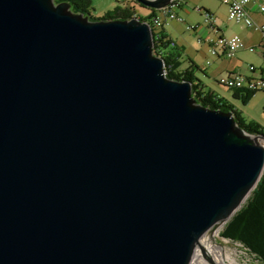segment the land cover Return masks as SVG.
Segmentation results:
<instances>
[{"label":"water","instance_id":"water-1","mask_svg":"<svg viewBox=\"0 0 264 264\" xmlns=\"http://www.w3.org/2000/svg\"><path fill=\"white\" fill-rule=\"evenodd\" d=\"M71 7L0 0V264H208L264 134L168 77L148 21Z\"/></svg>","mask_w":264,"mask_h":264},{"label":"trees","instance_id":"trees-1","mask_svg":"<svg viewBox=\"0 0 264 264\" xmlns=\"http://www.w3.org/2000/svg\"><path fill=\"white\" fill-rule=\"evenodd\" d=\"M58 1H68L72 4V10L84 14L90 15L92 20L97 19H129L133 16L139 17L143 21H148L154 30V52L156 55L161 56L164 59L166 66L167 76L170 78H176L178 80H189L192 81V91L194 97L198 102L206 105L209 108H220L223 111H233L235 120L239 126L246 129L247 132L251 134H264L263 126L257 121H247L244 118L243 112L240 111L230 99L222 96V94L215 92L207 87L197 75L195 70L199 67L190 64L188 67H184L185 59V49L183 46L175 41V39L165 30L164 25L155 26L154 20L163 9H154L150 6L143 5L142 3L133 0L131 4L125 0H118L117 4L112 8L105 11L100 17H94L93 11H95V5L93 0H56ZM148 10L146 15H141L137 13V8ZM201 11L209 12L207 8H202ZM219 82V81H218ZM234 89L233 96L236 99L243 100V103L249 100L256 91H251L247 89ZM258 92V91H257ZM261 198H264V174L254 190L253 197L251 199V204L237 213V229L234 234H241L239 229L241 226H251L252 222L259 215V230L261 231V237L256 236V243L251 240L247 243L252 251L257 252L261 258L264 260V203L261 202ZM260 241H262L260 243Z\"/></svg>","mask_w":264,"mask_h":264},{"label":"crops","instance_id":"crops-1","mask_svg":"<svg viewBox=\"0 0 264 264\" xmlns=\"http://www.w3.org/2000/svg\"><path fill=\"white\" fill-rule=\"evenodd\" d=\"M126 2H129L131 4L133 0H125ZM221 1V0H220ZM222 2V1H221ZM202 3V0H186L185 3L178 7L176 10L178 14L181 15V11L188 12L191 11L192 8L195 9L197 13H199L200 16H202V13L198 10V7L204 8V4ZM116 3L112 6L114 7ZM193 6V7H192ZM209 7V6H207ZM248 8L250 10V14L253 16L254 20L259 23H264V12H261L257 5L254 2H251L248 5ZM112 9V8H109ZM210 10V7L207 8ZM108 10V8H107ZM137 13L141 15H146L148 13V10L140 9L139 7L136 9ZM212 10V9H211ZM211 12V11H209ZM212 13V12H211ZM217 20V26L216 28H210L209 24L205 23L202 24L201 22H197L195 25V28H191V31H193V37L189 36L188 39H182L181 36L184 35L186 31H189L187 28L189 23H186V19L184 21H180L178 19L170 20L166 25H164L165 30L175 39V41L179 44V46H183L185 49L184 55V67H188L190 64H193L196 67H199L195 70L196 75L207 84V87L211 90L223 94L222 87L219 85H222L218 82V78L222 75H226L229 73H239L244 75H252L257 76L260 74H264V54L260 48V42H261V34L257 31H255L253 28H248L244 24L238 23L242 28L247 29V32L244 31L243 35H239L242 40L244 41V47L237 51L236 56L234 57H225L223 54L214 55L211 52V41L218 38L219 36H230L226 34V31L224 30V26L220 23L221 16L218 15V11L212 13ZM237 23V22H236ZM187 24V25H186ZM191 25V24H189ZM172 26L177 31H174V28L170 29L169 27ZM244 30V29H243ZM255 31L254 34L258 35V39L254 40L251 36L250 32ZM250 31V32H249ZM183 32V33H180ZM195 37H197L195 39ZM250 46L254 47V51L257 55L255 60L249 59L250 55L246 54L248 53V49ZM250 65L255 67V71L252 72L250 70ZM207 80H211L209 83ZM215 84H211V83ZM227 88V87H226ZM230 89L232 94L234 93V89ZM229 91V90H228ZM226 97V96H224ZM234 97V96H233ZM228 98V97H226ZM229 99V98H228ZM231 100V99H230ZM232 103L233 100H231Z\"/></svg>","mask_w":264,"mask_h":264},{"label":"rangeland","instance_id":"rangeland-1","mask_svg":"<svg viewBox=\"0 0 264 264\" xmlns=\"http://www.w3.org/2000/svg\"><path fill=\"white\" fill-rule=\"evenodd\" d=\"M118 0H93L95 5V11H93L94 17H100L105 11H107V8H113L112 6L116 3ZM123 1V0H121ZM204 4V8H209L212 13L218 11V15L221 16L220 23L224 26V30L226 31V34L233 35H243L244 31L247 32V29L242 28L238 23L229 20L228 19V7L225 5V3L221 2L220 0H202V3ZM209 6V7H207ZM193 7V6H192ZM212 9V10H211ZM181 15L184 19H186V23L189 24H196L197 22H201L204 24V18L203 16H200L199 13L195 11L194 8L191 9V11H188L187 13L184 11H181ZM187 25V24H186ZM170 29L174 28L172 26L169 27ZM244 29V30H243ZM177 31V29L174 28V31ZM250 32V31H249ZM254 30L251 33V36L254 40L258 39V35L254 34ZM183 33V32H180ZM193 31L189 29V31H186L184 35L181 36L182 39H188L189 36L193 37ZM197 37H195L196 39ZM256 52V51H255ZM253 52V50L248 49V53L250 55V58L252 60L256 59V53ZM227 75V74H226ZM224 75V76H226ZM222 76V75H221ZM220 76V77H221ZM219 77V78H220ZM218 78V81H219ZM208 83L211 80H207ZM215 84V82L211 83ZM222 87V92L224 96L228 97L229 99L233 100L236 107L243 112L244 118L249 121H257L259 122L263 128H264V92L258 91L256 92L252 97L249 98L248 101L243 103V100L236 99L233 97V94L230 89H227L226 87L219 85ZM229 90V91H228ZM257 188V187H256ZM254 190L250 194V196L247 198L245 203L241 206V208L237 211V213L246 207L249 206L251 203V199L253 197ZM261 202L264 203V198H261ZM237 213L232 216L231 219L227 221L217 232L213 235L214 237V243L215 247L212 250H209L208 256L212 259V261L209 259V257L206 258V261L208 264L216 263V264H225V263H231V264H264V260L261 258V256L257 253L251 250V248L248 246L247 243L253 242L256 243V236L261 237V231L259 230V220L260 217L257 215V218L252 222L251 226H239L241 230V234H234L237 229V220L235 221L237 217ZM256 235V236H255ZM262 241H260L261 243ZM219 245V246H218ZM220 247L225 249L226 251L230 252L231 257L227 258L224 253L220 251ZM217 248V249H216ZM212 253V254H211ZM232 253V254H231ZM214 256V257H213ZM233 260H236V262H231ZM238 262V263H237Z\"/></svg>","mask_w":264,"mask_h":264},{"label":"built area","instance_id":"built-area-1","mask_svg":"<svg viewBox=\"0 0 264 264\" xmlns=\"http://www.w3.org/2000/svg\"><path fill=\"white\" fill-rule=\"evenodd\" d=\"M186 0H173V2L162 8L161 13L155 17V26L167 24L170 20L178 19L181 22L184 21L183 17L177 13L178 7H181ZM228 7V19L234 22L244 24L248 28H253L259 32L262 36L260 42V48L264 54V23H259L254 20L250 14L248 5L254 2L261 12H264V0H221ZM202 8L198 7V10L202 13L204 22L209 24L210 28H216L217 20L211 12L201 11ZM188 29L195 28L194 24L187 26ZM244 41L238 34L230 36H219L218 38L211 41V52L214 55L223 54L225 57H234L237 51L244 47ZM250 50L254 51V47L250 46ZM250 70L255 71V67L250 65ZM219 83L227 88L247 89L251 91H263L264 92V74L257 76L244 75L235 73H229L226 76L219 78Z\"/></svg>","mask_w":264,"mask_h":264},{"label":"bare ground","instance_id":"bare-ground-1","mask_svg":"<svg viewBox=\"0 0 264 264\" xmlns=\"http://www.w3.org/2000/svg\"><path fill=\"white\" fill-rule=\"evenodd\" d=\"M217 232V231H216ZM215 232V233H216ZM215 233H213V234H211V235H207V238H206V241H205V243L207 244V246L209 247L208 248V250H212L214 247H215V244H217V243H214V237H213V235L215 234ZM219 246V245H218ZM212 248V249H211ZM217 249V248H216ZM220 251L222 252V253H224L225 254V256L228 258H230L231 257V255H230V252H228V251H226L225 249H223V247L221 248L220 247ZM212 254V253H211ZM232 254V253H231ZM199 257L201 258V255H198L197 256V258H198V260H199V262H200V260L201 259H199ZM214 257V256H213ZM197 262V261H196ZM231 262H236V260H233L232 259V261ZM238 263V262H237ZM196 264H198V262L196 263Z\"/></svg>","mask_w":264,"mask_h":264}]
</instances>
